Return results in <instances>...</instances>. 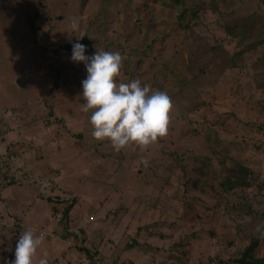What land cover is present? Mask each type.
Listing matches in <instances>:
<instances>
[{
	"label": "rangeland",
	"instance_id": "1",
	"mask_svg": "<svg viewBox=\"0 0 264 264\" xmlns=\"http://www.w3.org/2000/svg\"><path fill=\"white\" fill-rule=\"evenodd\" d=\"M91 30L85 55L118 52L123 82L170 97L167 134L146 148L91 135L84 64L60 48ZM263 101L264 0H204L182 21L151 0H0V148L15 146L23 174L0 194V258L26 230L43 234L33 264H86V251L99 264H233L251 238L264 251ZM241 169L249 185L228 188ZM70 204L82 243L53 212Z\"/></svg>",
	"mask_w": 264,
	"mask_h": 264
},
{
	"label": "clouds",
	"instance_id": "2",
	"mask_svg": "<svg viewBox=\"0 0 264 264\" xmlns=\"http://www.w3.org/2000/svg\"><path fill=\"white\" fill-rule=\"evenodd\" d=\"M71 29L81 31L76 18ZM84 35L81 32V37ZM85 52L84 44L72 43L70 60L83 63L87 73L81 81L85 101L82 110H91L92 137L97 141L107 140L117 152L129 144L146 148L164 137L172 110L170 97L164 91L151 90L139 80L120 81L122 58L118 52L96 51L92 56ZM257 230L260 231L259 227ZM42 239L43 234L24 231L17 239L14 259L5 264H33ZM39 264H47L46 258H41Z\"/></svg>",
	"mask_w": 264,
	"mask_h": 264
},
{
	"label": "trees",
	"instance_id": "3",
	"mask_svg": "<svg viewBox=\"0 0 264 264\" xmlns=\"http://www.w3.org/2000/svg\"><path fill=\"white\" fill-rule=\"evenodd\" d=\"M151 1L156 2V3H160V4H163L167 7H171V8L176 9V11L179 15L180 21H182V19L186 15H188V18H190V17L193 19H195L196 17L198 18L199 10L202 9V4L204 3V0H202V1H200V3H195L194 5H191V7H188V6H185V2L190 3L192 0H151ZM85 3L86 2H83L82 4L84 5ZM144 9L148 10V6L145 5ZM37 17H38V15L36 13V18ZM95 33H96V31L91 30V33L85 34L82 37V38H86V40L88 41V43L85 45H91L92 44V42H93L92 39H95V38H93V35ZM90 34H91V36H90ZM75 41H77V37H76ZM256 46H257V44L253 47L256 48ZM68 54H71V52ZM126 59L121 60V69H120L121 75L119 77V80L120 81L122 80V82L125 80V78L128 79L127 78L128 75L129 76L131 75V72L129 73L128 69H126V67H128ZM122 72L124 73V75H122ZM62 74L63 75L60 74L57 77L54 75V78L56 79V81L60 80L61 84L66 85L68 83V81H70V78H69L70 75L67 74V72L65 70L62 71ZM55 86H57V85L55 84ZM258 108H260L259 110L262 109V112L264 113V111H263L264 110V101L259 104ZM6 113L8 114V112H6ZM256 126L259 129L261 128L260 125H256ZM256 126H254V127H256ZM9 127H10V125L7 123V120L6 121L0 120V135L3 136ZM12 149L15 150V146H13V145L6 146L4 152H2V150L0 148V193H1L2 189H4L7 186L6 184H8L9 186L14 184V182L16 181V173H17L16 171L17 170L21 171L20 169H22L21 167H17V165L12 164V162L15 161V158L17 155ZM1 165H3L2 170H1ZM241 172H242L243 176H235V179H233L234 175L233 176H231V175L225 176V180L227 181L226 184L228 185V188H232L234 186L247 187V185H249L246 178L248 175H250V173H247L246 169H241ZM51 173L53 174L54 170H52L50 168L49 174H51ZM20 175L21 176L23 175L22 172H20ZM50 200H51V198H49V201ZM72 205L73 204H70V206L65 208L64 210H62V212H59L58 210L53 209L54 215H60L61 214V217H60V220L58 221V224L63 226L65 231H67V216H68L69 211L73 207ZM81 233H82V231L79 232L78 239H77L76 233L75 234L69 233L67 231V235H69V238H70V236H75L79 243L84 242V239H85V237L83 236V234L81 235ZM259 241L260 240L257 238H251L249 241V244L241 251L240 257L233 260V264H264V251H259L256 254V251L259 250V248H260V242ZM262 248L264 250V247H262ZM85 255L88 258L87 261L89 262V264H99V260H100L99 257H97L98 260H95L96 257L93 258L94 255H90L87 251L85 252Z\"/></svg>",
	"mask_w": 264,
	"mask_h": 264
},
{
	"label": "crops",
	"instance_id": "4",
	"mask_svg": "<svg viewBox=\"0 0 264 264\" xmlns=\"http://www.w3.org/2000/svg\"><path fill=\"white\" fill-rule=\"evenodd\" d=\"M3 191H1V193H2ZM0 193V194H1ZM1 197V196H0ZM4 198V197H3ZM3 203V204H2ZM0 205H2V207H4V210H6V209H8V205H6L5 204V202L2 200H0ZM2 224H4V221L3 220H1L0 221V225H2ZM66 240H68V239H66ZM2 249V250H1ZM9 248L7 247V246H2L1 248H0V252H2V254H4V255H1V256H3L2 257V259L3 258H5L6 256H8V254H9ZM86 257V256H85ZM9 258H10V261L14 258V255H11V256H9ZM87 258V257H86ZM1 258H0V264H4L5 263V261H3ZM88 259V258H87ZM87 259H86V262L88 263V261H87ZM5 260H6V258H5ZM3 261V262H2ZM86 263V264H87Z\"/></svg>",
	"mask_w": 264,
	"mask_h": 264
},
{
	"label": "water",
	"instance_id": "5",
	"mask_svg": "<svg viewBox=\"0 0 264 264\" xmlns=\"http://www.w3.org/2000/svg\"><path fill=\"white\" fill-rule=\"evenodd\" d=\"M75 42H79V43L84 44V45L88 43V41L86 40V38H82L81 40L75 41ZM60 48H61V50L65 51V52H71V50H72V43H70V44H63V45H61Z\"/></svg>",
	"mask_w": 264,
	"mask_h": 264
},
{
	"label": "built area",
	"instance_id": "6",
	"mask_svg": "<svg viewBox=\"0 0 264 264\" xmlns=\"http://www.w3.org/2000/svg\"><path fill=\"white\" fill-rule=\"evenodd\" d=\"M3 169V165H1V170ZM16 174H20V172L16 173Z\"/></svg>",
	"mask_w": 264,
	"mask_h": 264
},
{
	"label": "flooded vegetation",
	"instance_id": "7",
	"mask_svg": "<svg viewBox=\"0 0 264 264\" xmlns=\"http://www.w3.org/2000/svg\"><path fill=\"white\" fill-rule=\"evenodd\" d=\"M73 42H75V41H71V42H69V43H73Z\"/></svg>",
	"mask_w": 264,
	"mask_h": 264
}]
</instances>
